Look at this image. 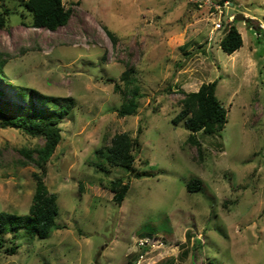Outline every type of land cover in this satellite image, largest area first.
<instances>
[{"label": "rangeland", "instance_id": "rangeland-1", "mask_svg": "<svg viewBox=\"0 0 264 264\" xmlns=\"http://www.w3.org/2000/svg\"><path fill=\"white\" fill-rule=\"evenodd\" d=\"M61 2L71 16L54 31L31 28L9 2L0 29L6 115L18 114L17 87L52 97L55 109L70 105L43 178L57 196V229L45 239L4 235L0 264H264V0H231L222 15L189 0ZM229 17L243 42L231 55L219 47ZM129 69L138 107L119 117L114 85L125 89ZM210 82L227 122L220 134L196 135L198 152L171 120L183 93ZM120 133L138 140L132 170L97 167L95 151ZM43 144L0 128V213L27 215L41 170L19 151ZM116 179L128 185L120 205ZM191 179L199 191L186 189Z\"/></svg>", "mask_w": 264, "mask_h": 264}, {"label": "trees", "instance_id": "trees-1", "mask_svg": "<svg viewBox=\"0 0 264 264\" xmlns=\"http://www.w3.org/2000/svg\"><path fill=\"white\" fill-rule=\"evenodd\" d=\"M220 5L231 0H217ZM17 4L21 11L19 16L24 19L30 18V27L34 29H46L54 31L60 26H64L71 16V10L65 9L61 0H0V29L7 25L8 18L13 11L6 7L7 3ZM227 28L219 41L221 50L231 55L242 47L241 35L236 30L233 23ZM105 33L110 39L112 33L105 29ZM6 65V59L0 58V80L4 76L3 69ZM120 79L125 89L121 90L118 84L114 85V91H119L123 102L117 110L119 117L134 115L138 107L137 99L140 97L139 88L133 85L135 79L131 69L124 71ZM10 86V85H9ZM16 91L19 103H14L17 115L8 116L7 110L0 107V128L13 129L31 138H43L44 144L38 149H21L19 152L26 156L28 161L34 163L41 170V173H33L35 182L34 193L31 198V205L25 216H18L7 212L0 213V248L4 246L3 236L12 234L16 236L18 231L22 230L29 238L45 239L52 229H57L55 219L58 215L57 196L50 193L43 178L45 175V165L52 157L58 143L62 139L61 128L59 124L62 117L69 113L70 105L55 109V103L52 97L41 96L36 92H28L23 87ZM216 82L201 84L195 92L183 93L184 97L179 101L180 111L171 120L173 126L183 123L184 129L188 132L185 140L186 144L196 147L200 151V143L196 137L198 133L202 135L220 134L227 122V110L222 106L215 96ZM53 101V102H52ZM22 102H28L30 105L25 108ZM8 103V102H7ZM50 103L53 110L44 108V105ZM8 111V110H7ZM20 113V114H19ZM141 129H137L140 134ZM137 137L131 138L126 133L114 134L108 146H104L95 151L96 158L99 160L97 167L103 168L105 165L114 168H121L125 171L132 170L135 155L137 151ZM35 154V157H32ZM110 190L113 192V201L120 205L128 191V185L122 184L120 179L110 182ZM201 188V181L191 179L186 189L189 192H197ZM80 189L82 187L80 186ZM11 242H13L11 240ZM17 246L6 247L4 252L7 255H13Z\"/></svg>", "mask_w": 264, "mask_h": 264}, {"label": "built area", "instance_id": "built-area-1", "mask_svg": "<svg viewBox=\"0 0 264 264\" xmlns=\"http://www.w3.org/2000/svg\"><path fill=\"white\" fill-rule=\"evenodd\" d=\"M189 1L193 3V5H195L196 7L198 6L201 7L202 5L207 6L210 13L213 15H222L223 14L222 9L231 6V4L228 2H224L223 5H220L217 0H189ZM227 21L228 24L232 23L233 17H229ZM214 28L216 30L221 29V24L220 23L215 24Z\"/></svg>", "mask_w": 264, "mask_h": 264}, {"label": "water", "instance_id": "water-1", "mask_svg": "<svg viewBox=\"0 0 264 264\" xmlns=\"http://www.w3.org/2000/svg\"><path fill=\"white\" fill-rule=\"evenodd\" d=\"M235 20L236 21H242L243 20V17L241 14H237L236 17H235Z\"/></svg>", "mask_w": 264, "mask_h": 264}]
</instances>
